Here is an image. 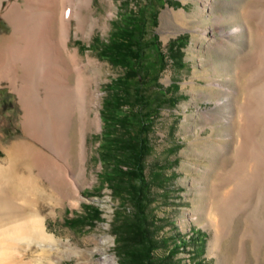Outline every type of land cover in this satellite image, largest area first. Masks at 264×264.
<instances>
[{
    "label": "rangeland",
    "instance_id": "obj_1",
    "mask_svg": "<svg viewBox=\"0 0 264 264\" xmlns=\"http://www.w3.org/2000/svg\"><path fill=\"white\" fill-rule=\"evenodd\" d=\"M10 1L13 0H2L0 36L11 32L2 15ZM242 1H139L146 10L156 9V21L149 28L167 55L158 82L172 100L161 106L154 119L144 169L150 184L148 213L154 221L153 236L158 240L153 256L163 257L171 264L231 262L219 261L220 253L211 250L214 232L203 207L204 186L221 167L222 158L232 152L238 105L247 93L244 84L252 85L251 88L264 84V48L255 50L242 34L230 31L243 22L239 16ZM91 6L88 22L80 29L71 19L67 41L86 66L83 75L92 100L90 115L96 118L94 123L89 121L86 130L87 180L79 185L77 193L64 186L65 195L57 202L40 198L37 206L45 216L47 230L59 243L49 250L47 259L44 255L38 260V245L27 249L24 259L30 264H118L112 226L121 215L129 216L132 209L106 186L97 151L105 83L124 69L100 57L95 48L108 37L118 13L137 6L134 0H92ZM223 36H230V40H226V45L217 44L216 40ZM176 46H181L180 53L174 51ZM171 54L179 57L172 60ZM246 62L249 64L238 74L237 69ZM248 93L257 97L258 103L264 101V91ZM22 112L16 92L5 81L0 82V158L4 156V146L23 139ZM73 128L75 132V122ZM93 207L99 209V217L90 216ZM242 225L239 217L233 224V235L223 242V254L230 247L234 252Z\"/></svg>",
    "mask_w": 264,
    "mask_h": 264
},
{
    "label": "bare ground",
    "instance_id": "obj_2",
    "mask_svg": "<svg viewBox=\"0 0 264 264\" xmlns=\"http://www.w3.org/2000/svg\"><path fill=\"white\" fill-rule=\"evenodd\" d=\"M91 5L92 0H13L3 10L11 32L0 36V82L17 94L23 139L4 146L0 158V264H30L24 258L34 245L40 248L38 260L44 255L47 259L59 239L48 232L38 201L57 202L65 195L64 186L77 193L87 180L86 130L96 118L90 115L86 66L67 41L71 19L80 29L88 22ZM263 5L264 0H243V22L230 30L242 34L255 50L264 48ZM223 37L216 43L226 45L230 36ZM244 86L247 93L236 104L240 109L232 152L204 186L203 211L214 232L211 250L220 253L219 261L264 264V101L258 103L248 93L259 94L264 84ZM239 217L243 225L234 252L230 247L223 254V242L230 239Z\"/></svg>",
    "mask_w": 264,
    "mask_h": 264
},
{
    "label": "trees",
    "instance_id": "obj_3",
    "mask_svg": "<svg viewBox=\"0 0 264 264\" xmlns=\"http://www.w3.org/2000/svg\"><path fill=\"white\" fill-rule=\"evenodd\" d=\"M134 1L137 8L120 11L112 20L108 37L95 48L100 57L124 69L105 83L97 151L106 186L132 208L129 216L121 215L112 226L118 264H171L153 256L158 240L148 213L151 195L144 169L154 119L161 106L172 100L158 82L167 55L149 28L156 21V9L146 10L140 0ZM180 47L174 51L180 53ZM171 55L172 60L179 57ZM90 210L92 218L99 217L97 207Z\"/></svg>",
    "mask_w": 264,
    "mask_h": 264
}]
</instances>
